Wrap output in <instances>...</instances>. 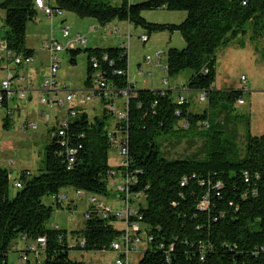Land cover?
<instances>
[{
	"label": "trees",
	"instance_id": "trees-1",
	"mask_svg": "<svg viewBox=\"0 0 264 264\" xmlns=\"http://www.w3.org/2000/svg\"><path fill=\"white\" fill-rule=\"evenodd\" d=\"M44 1L53 10L91 18L101 28L127 21L150 32L179 31L186 46L167 52L164 70L170 78L190 70L187 88L206 93L211 106L219 100L238 103L242 94L215 90L218 52L247 30L252 40L264 39V0H144L136 5L129 0H120L119 4L117 0ZM0 8L5 11L7 49L15 55L33 57L26 40L27 26L39 11L35 0H3ZM159 9L184 11L187 17L179 25L151 24L142 17L144 11ZM67 54L73 66L81 54L87 56L88 86L96 72L91 63L95 58L99 72L116 90L112 102L122 98L119 91L130 84L124 48L78 47ZM186 103L178 105L169 91L134 88L127 120L117 124V129L127 134L129 170L136 175L130 189L144 194L146 206L139 209V215L152 238L137 264H264V135L253 136L248 130L241 154L231 142L223 140V125L220 130H211L208 113L194 114ZM3 107L8 109V103ZM78 112L65 138H50L44 170L37 175L21 173L16 182L22 188L12 199L9 174L0 169V264H8L11 246L23 235L31 241L46 237L42 264H81L70 259V252L112 251L113 242L122 234L113 219L102 218L92 208L84 230L72 233L76 241L73 247L66 231L49 226L53 207L46 206L44 198H54L68 189L99 197L110 195L114 168L109 165L112 143L107 119L112 112L104 108L103 117L93 119L80 109ZM184 123L189 124L187 129ZM8 126L7 113L4 127ZM177 127L208 135L204 158L164 157L158 137L174 133ZM68 148L77 150L71 166ZM184 179L186 184L182 186ZM204 203L206 208H202ZM81 239H85L83 248Z\"/></svg>",
	"mask_w": 264,
	"mask_h": 264
},
{
	"label": "rangeland",
	"instance_id": "rangeland-1",
	"mask_svg": "<svg viewBox=\"0 0 264 264\" xmlns=\"http://www.w3.org/2000/svg\"><path fill=\"white\" fill-rule=\"evenodd\" d=\"M144 0H129L132 5H136ZM3 0H0V4ZM117 4L120 0L116 1ZM36 6V4H35ZM142 17L151 24H175L179 25L185 21L187 13L184 11L169 10H149L142 13ZM66 19L70 27L71 37L65 39L62 37L61 20ZM114 26H118L119 32H112ZM5 11L0 8V43L4 42L5 33ZM96 27V29H94ZM98 23L91 18H81L74 13L63 12V16L49 18L42 11H38L37 18L27 26L26 47L34 51L38 56L39 62H44V68L47 66V57L42 53V42L46 38L57 39L65 48L74 41L77 35L87 40V48L95 46V41H102V38H108L107 45L113 47H122L128 55L129 62V80L134 82L136 79L145 80L146 87H153L155 90L172 91V98L177 101L180 97L188 100L189 110L194 114L208 113L210 118L211 130H220L223 125V140L231 142L243 154L245 149V138L248 130L253 136L264 135V39L252 40L251 31L247 30L244 36H237L231 41L229 46L218 52L216 56V81L215 90L220 92H242L241 99L244 104L227 103L217 101L215 106H211L209 98L206 102L200 100L201 93L190 91L187 86L192 75L190 70H185L175 77H168L163 67L167 65V52L170 49L181 50L185 48L186 42L179 31L170 33L169 31L150 32L146 28L137 27L129 24L127 21H115L108 26L107 30H102ZM112 32V33H111ZM116 34V35H113ZM131 35V36H130ZM143 35L148 36L146 43L141 42ZM73 45V44H72ZM163 52L165 55L161 61V66L153 67L147 64L146 57L155 61L157 53ZM61 66L58 74V82L69 86L71 91L78 94L80 91L88 90L86 84L87 78V56L81 54L77 58V65L70 63L67 52L59 55ZM142 65V67H139ZM140 72L143 75H139ZM245 78V81L242 78ZM167 80L168 85L163 84ZM152 90V88H150ZM172 89V90H171ZM65 93L34 95L33 99L14 100L11 106L14 111L8 115L9 126L4 127L7 112H1L0 115V169L9 174L10 188L9 195L12 199L18 190L15 188V182L19 179L23 171H29L34 175L41 173L44 168L45 151L50 141V134L55 131L57 123L66 117V110L58 108L56 104H39L42 98L50 101L64 100ZM14 102V103H13ZM13 103V104H12ZM74 105L78 104L77 110L86 112L91 119L94 117H103L104 105L98 99L82 105L79 98H75ZM123 99L120 98L116 104V113L107 119L109 134H116L118 139L122 134L117 129L120 122L119 113L123 112ZM226 105H229L225 108ZM44 113L43 116L41 114ZM49 117V121L47 118ZM25 124L37 125V130L23 129ZM202 132V133H201ZM49 136V137H48ZM208 135L203 131L197 132L194 129L183 131L177 127V131L169 135L158 137V144L166 159H185L205 157V144ZM121 157L118 154L117 147L112 145L109 151V165L118 173L119 180L110 178V195L101 197V200L108 207L114 210L121 209L123 203L121 194L117 187L121 185L126 176L119 168ZM73 189L64 190L71 198L74 197ZM135 198V197H134ZM144 198V197H143ZM136 198L132 201V206L139 210L146 206L144 199ZM51 197L44 198L43 203L46 206H52L53 211L49 226H58L60 230L66 231L71 245L76 241L72 239L73 232H81L85 228L84 211L88 207L85 199L80 201L70 200L68 206L55 205ZM141 204V205H139ZM115 220V218H113ZM117 229H122V221L113 222ZM79 238V237H78ZM24 244L17 239L11 246L8 254V264H35L30 255V263H22L19 260V250ZM145 246L140 254L133 257V264H137L142 258ZM116 257V254L109 252H90L81 253L78 251L70 252V259L74 262L83 264H109Z\"/></svg>",
	"mask_w": 264,
	"mask_h": 264
},
{
	"label": "built area",
	"instance_id": "built-area-1",
	"mask_svg": "<svg viewBox=\"0 0 264 264\" xmlns=\"http://www.w3.org/2000/svg\"><path fill=\"white\" fill-rule=\"evenodd\" d=\"M36 8L39 11H42L47 17H59L63 16V12L60 10H53L50 8L44 0H35ZM245 4V3H244ZM108 26L103 28V30H107ZM62 37L68 39L71 37L70 27L66 24H62ZM117 31V29H115ZM141 42L146 43L148 41V36L143 35L141 37ZM73 44V45H72ZM71 46L63 45L52 37L46 38L42 42V51L48 55V72L43 77L42 82L40 84L39 91L43 94L55 93L58 95L60 92L65 93L66 97L64 100H54L50 101L46 98H42L39 104L50 105L56 104L58 108H63L66 110V117L62 120H59L54 132L50 134V138H65L66 130L68 129L70 123L78 117V104L74 105V99L79 98L80 103L85 105L94 101L95 99L100 100L101 102H106L108 105V109L115 114L117 111L115 109V104L117 101L112 102L113 95L116 93V90L113 88L112 84L106 80L99 72L98 61L93 58L91 60L92 67L96 71L94 75H92V80L90 82V86L86 91H80L78 94L74 93L69 89L68 85L58 82V74L61 66V61L59 59V55L64 52H68L69 49L75 48H85L87 46V40L80 35H77L70 44ZM165 54L163 52L157 53L155 56V61L150 57H146L145 61L149 65L153 67L161 66V61ZM104 60H108L107 56H104ZM34 63V57L32 56H24V55H15L11 51L7 49L5 42L0 43V72L6 71L5 76L0 80V111L7 112L10 115L13 110L10 107V104L14 100H27L30 97V94L34 91L33 84L31 80L26 79L22 76H17L11 68L19 69L29 67ZM164 69V67H163ZM165 71V70H164ZM129 78V71H128ZM242 80L245 81L243 77ZM130 84L128 87L120 90L119 92L122 95V99L124 102L123 112L119 113V119L121 122H126L128 115V106L130 100L131 91L134 87H131L132 84L129 80ZM164 85H168L167 80H163ZM172 90V89H171ZM164 92H168L166 90H161ZM172 92V91H169ZM164 94V93H163ZM200 100L202 102L207 101L206 93H201L199 95ZM110 102V103H108ZM112 102V103H111ZM178 105H184L186 103V98L180 97L177 101ZM4 103H8V109H4ZM239 104H244V101L240 99L238 101ZM179 114V112L177 113ZM44 113L41 114L43 116ZM49 121V117L47 118ZM184 128L187 129L189 127L188 123L183 124ZM23 129L28 130H37V125L33 124H25ZM120 132V131H119ZM121 133V132H120ZM122 138L118 139L116 134H110V142L112 145H115L118 150V154L121 157L119 162V168L122 172H126V176L124 177V181L117 187L118 192L121 194V202L124 206L121 209L114 210L111 207H108L103 203L101 197L93 194H89L82 190H75L74 197L71 198L64 191L60 192L53 199L54 201L62 205L66 208L69 205L70 200L80 201V199H85L88 202V207L83 213L84 220L90 218L91 208L97 212L99 216L104 219H113L115 221H122L124 227L121 229L122 234L119 236L117 240H115L112 244V251L116 254V257L109 264H133V257L142 253L141 249L145 246L144 250L147 248L148 244L152 241V238L148 235L146 230L142 226V217L139 215V210H136L132 206V201L136 198L140 199L141 202L144 197L143 192L132 193L131 185L136 183V175L135 173L129 170L130 164L128 160V140L127 134L125 132L121 133ZM63 144H66L64 141ZM69 166L73 165L75 162L74 155L77 153L76 149L68 148L67 151ZM112 179L117 178L119 180V176L117 172H112L110 175ZM122 180V177H121ZM118 183H120V181ZM186 184V179H184L182 186ZM16 189H21L22 184L20 182H16ZM219 186V185H218ZM135 197V198H134ZM141 205V204H139ZM202 208H206V203L202 205ZM54 230H60L58 226H52ZM21 242L24 244L23 248L18 251L16 247L13 249L16 252H20L19 260L22 263H30L29 256L33 257V261L35 264H42V259L45 255V250L47 247V239L46 237H39L35 241L29 240L27 235H23L20 238ZM61 240V237H60ZM80 246L83 248L85 246V239L80 240ZM73 247V245H72ZM83 264V263H81Z\"/></svg>",
	"mask_w": 264,
	"mask_h": 264
},
{
	"label": "crops",
	"instance_id": "crops-1",
	"mask_svg": "<svg viewBox=\"0 0 264 264\" xmlns=\"http://www.w3.org/2000/svg\"><path fill=\"white\" fill-rule=\"evenodd\" d=\"M63 23H66L67 24V20L66 19H62L61 20V24ZM99 26V25H98ZM100 27V26H99ZM101 28V27H100ZM94 29H96V27H94ZM115 29H117V31H115ZM103 30V29H102ZM112 32H119V28L118 26H114ZM111 32V33H112ZM113 35H116L113 33ZM96 43L95 46H90V48H101V49H107V48H111L113 46H110V45H107L108 43V38H105L103 37L102 38V41H95ZM42 51V50H41ZM43 54L46 55L47 57V60H48V55L46 53H44L42 51ZM34 57V63L29 66V67H25V68H19V69H15V68H11V70L16 73L17 76H22V77H25L26 79L28 80H31L32 81V84H33V92L30 94V98H29V101H31L33 99V96L35 95H38L39 93H42L39 91L40 89V84L42 82V79L43 77L47 74L48 72V61H47V66L46 68H44V62H39L38 61V56L34 53L33 55ZM139 67H142V65H139ZM6 74V71H2L0 72V80L5 76ZM140 76L143 75L142 72H140L139 74ZM132 85L134 86V88L136 90H144V89H148V90H151L150 88H152V90H155L153 89V87H146L145 84H147V82L145 80H141L140 78L139 79H136L134 82H131ZM14 103V102H13ZM12 103V104H13ZM10 107L12 108L11 104H10ZM12 110L14 111V109L12 108ZM49 137V136H48ZM50 139V138H49ZM117 181V178H115L114 182Z\"/></svg>",
	"mask_w": 264,
	"mask_h": 264
},
{
	"label": "bare ground",
	"instance_id": "bare-ground-1",
	"mask_svg": "<svg viewBox=\"0 0 264 264\" xmlns=\"http://www.w3.org/2000/svg\"><path fill=\"white\" fill-rule=\"evenodd\" d=\"M131 36V35H130Z\"/></svg>",
	"mask_w": 264,
	"mask_h": 264
}]
</instances>
